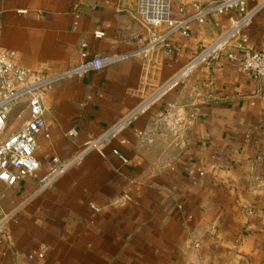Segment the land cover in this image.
Here are the masks:
<instances>
[{"label":"crops","instance_id":"crops-1","mask_svg":"<svg viewBox=\"0 0 264 264\" xmlns=\"http://www.w3.org/2000/svg\"><path fill=\"white\" fill-rule=\"evenodd\" d=\"M188 4L174 0L173 15L180 5L190 14ZM135 6L136 0H0V47L15 52L21 68L46 77L74 68L82 54H134L152 31ZM246 11L255 15L242 37L248 49L258 48L264 0H249ZM241 17L214 16L190 26L188 39L173 35L171 55L156 47L62 80L45 95L46 130L35 151L40 169L0 186V264H264V79L240 72L239 56L221 57L161 93ZM20 110L11 112L7 134L27 120V112L16 119ZM133 114L101 154L88 153L38 193L52 158L67 160Z\"/></svg>","mask_w":264,"mask_h":264},{"label":"built area","instance_id":"built-area-1","mask_svg":"<svg viewBox=\"0 0 264 264\" xmlns=\"http://www.w3.org/2000/svg\"><path fill=\"white\" fill-rule=\"evenodd\" d=\"M249 0H218L207 5L195 4L188 0L192 12H186V5L177 7V17L173 15L172 4L174 0H136L135 12L138 19L149 28L150 41L140 52L129 55H110L87 57L81 55V63L67 72L53 77L32 74L18 65V56L15 52L0 47V186L13 187L26 177L34 176L40 169L35 157L37 139L46 130L45 114L49 110L44 105L45 95L60 81L73 78H83L91 72H99L120 62L146 54L148 51L161 47L165 54L177 52L170 44L173 35L190 38L189 27L204 25L214 16H221L229 12H239L242 17L235 22L231 29L221 33L217 40L190 61L185 68L170 83L165 85L161 93L165 94L178 87L199 66H209L225 57L229 62L239 56L238 69L253 79H264V43L258 48L248 49L242 37V32L250 25L255 13H247L246 4ZM187 5V6H188ZM164 30L157 33L156 30ZM93 37L100 40L103 32H94ZM18 112L19 119L23 112L28 118L21 128L7 134L9 116L13 110ZM134 114L108 129L97 140L80 146L74 155L65 161L52 158L49 162V172L39 179L38 193L50 188L52 184L64 175L72 166L78 164L90 152L101 154L133 120ZM75 133H68L66 137L72 138ZM123 163L126 160L112 150ZM123 201H130L127 195L120 197Z\"/></svg>","mask_w":264,"mask_h":264},{"label":"rangeland","instance_id":"rangeland-1","mask_svg":"<svg viewBox=\"0 0 264 264\" xmlns=\"http://www.w3.org/2000/svg\"><path fill=\"white\" fill-rule=\"evenodd\" d=\"M0 227H1V224H0Z\"/></svg>","mask_w":264,"mask_h":264}]
</instances>
